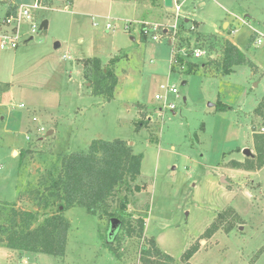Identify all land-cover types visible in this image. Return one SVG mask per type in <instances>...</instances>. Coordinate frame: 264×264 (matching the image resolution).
<instances>
[{
	"label": "rangeland",
	"instance_id": "374dc122",
	"mask_svg": "<svg viewBox=\"0 0 264 264\" xmlns=\"http://www.w3.org/2000/svg\"><path fill=\"white\" fill-rule=\"evenodd\" d=\"M41 2L48 28L17 51L0 53V81L14 75L15 89L32 95L31 101L14 94L11 106L0 101V202L38 211L42 222L62 211L60 203L42 210L25 190L37 185L54 157L86 152L94 140L120 139L144 155L142 175L130 183L132 193L125 184L117 188L110 211L119 210L127 194L120 214L131 227L140 218L146 226L142 237H129L120 223L110 243L115 217L73 208L62 211L71 223L64 257L0 248V264H143L142 247L151 239L174 258L171 264H264V167H234L249 158L245 149L255 158L254 135L264 131L254 113L264 98V0H187L177 22L163 0ZM141 22L168 32L154 42L144 37ZM227 41L255 69L247 63L225 75ZM196 49L205 55L194 58ZM88 58L114 69L113 100L92 94ZM192 65L197 69L188 74ZM219 101L227 111H217ZM213 224L220 229L206 239ZM194 246L198 252L184 261Z\"/></svg>",
	"mask_w": 264,
	"mask_h": 264
},
{
	"label": "trees",
	"instance_id": "16d2710c",
	"mask_svg": "<svg viewBox=\"0 0 264 264\" xmlns=\"http://www.w3.org/2000/svg\"><path fill=\"white\" fill-rule=\"evenodd\" d=\"M152 2L156 4L158 0ZM176 60L182 62L181 57H177ZM223 61L225 75L233 73L235 66L248 63L252 69L256 67L229 41L225 46ZM85 67L87 69L89 67L88 70L86 69V77L91 82L92 94L108 101L113 100L118 84L114 69L103 68L98 58L87 59ZM196 69L197 66L192 65L188 74H192ZM228 108L221 101L217 103L218 112H225ZM254 113L264 120V98ZM254 145L255 158H248L243 163L234 162L235 168L253 171L264 167V131L255 133ZM24 156L26 152L21 153V158ZM143 160L144 155L135 154L132 147L124 140H94L86 152L56 155L54 161L39 178L37 185L27 188L25 194L42 210H49L59 202L63 212L73 208H83L94 216L101 213L108 218L115 217L120 220L122 226L125 225L123 228L129 237L135 234L142 237L145 232V219H138L137 227H131V224L126 223L120 214L124 213L129 204L127 194L121 201L119 210H110L118 187L125 184V191L132 193L130 183L137 181L142 175ZM136 190L141 191V188L136 187ZM62 211L51 214L38 223V211L23 210L17 208L16 204L0 202V246L16 252L64 257L71 223ZM121 224L113 233L109 229L108 242L114 240ZM219 229L217 224L211 225L204 237L206 239L212 237ZM148 243L149 248L142 247L143 264L173 263L174 258L162 252L155 240L151 239ZM108 249L119 259L112 245H109ZM198 250V246L189 249L183 256L184 261L189 262Z\"/></svg>",
	"mask_w": 264,
	"mask_h": 264
},
{
	"label": "built area",
	"instance_id": "2783aa9c",
	"mask_svg": "<svg viewBox=\"0 0 264 264\" xmlns=\"http://www.w3.org/2000/svg\"><path fill=\"white\" fill-rule=\"evenodd\" d=\"M46 5L41 0H34L31 4H21L16 6L15 10L10 14L0 19V46L2 49H17L20 45L33 40L35 35L40 34L42 31V21L40 19L41 11L48 10ZM183 4H179L178 0H173V8L175 10L176 22L182 12ZM143 25L144 37L158 42L168 32L163 25L150 24L148 22H141ZM97 25V24H95ZM111 23L107 24L106 29H112ZM4 31L2 32V30ZM178 26L173 25L172 31L177 32ZM170 31V30H169ZM161 32V34H159ZM258 44L263 43V38L256 41ZM205 55L201 49H196L193 56L196 59L202 58ZM164 88V86H162ZM169 92L178 94L176 88L170 89ZM161 94L156 95V100H162ZM174 109V105H170Z\"/></svg>",
	"mask_w": 264,
	"mask_h": 264
},
{
	"label": "crops",
	"instance_id": "0c3cea01",
	"mask_svg": "<svg viewBox=\"0 0 264 264\" xmlns=\"http://www.w3.org/2000/svg\"><path fill=\"white\" fill-rule=\"evenodd\" d=\"M33 3V2H32ZM187 3V0H184L183 1V4H186ZM21 4H31V3H27V2H25V0H0V19L1 18H4L5 16H7V15H10L14 10H15V8H16V6H18V5H21ZM163 6H164V0H163ZM184 6V5H183ZM165 7V6H164ZM136 8V7H135ZM166 8V7H165ZM137 10V9H136ZM47 11V10H46ZM203 11H205V9L204 10H202V12ZM42 13H40V19H41V21H42V24H43V22H44V18H43V11H41ZM45 12V11H44ZM191 13L195 16V14L196 13H198V9L197 8H195V9H193V10H191ZM108 18V17H107ZM133 19H135V17L133 18ZM129 21H131V20H129ZM132 21H134V20H132ZM136 21V20H135ZM204 21H205V19H204ZM44 29H42V31H43ZM4 31V29L2 30V32ZM237 33V31L236 32H234V34H236ZM230 38H232V36L230 37ZM135 38L134 37H131V40H134ZM31 41V40H30ZM229 42H231V41H229ZM233 42V41H232ZM231 42V43H232ZM28 43H30L29 41L28 42H26V43H24L25 45L26 44H28ZM24 44H22L23 46H24ZM234 46H236V44L233 42L232 43ZM22 45H20L17 49H2L1 48V46H0V53L1 52H4V51H10V52H14V51H17L18 49H20L21 47H22ZM237 47V46H236ZM238 48V47H237ZM239 49V51H241V52H243V54L245 55V53H244V51L241 49V48H238ZM16 54H17V52L16 53H14L13 55H12V59H14L15 58V56H16ZM66 56V55H65ZM66 57H68V59H70L71 57H69V56H66ZM89 59V58H88ZM173 63V62H172ZM234 71V70H233ZM13 78H14V75H13ZM13 78H12V80H13ZM12 80H10V81H0V90L2 91V95H0V101H2V99H4V101H5V103H6V105H10L11 106V99H13L14 98V96L16 95H18V96H20V97H22V96H24V95H26L27 94V96H29V98L31 99V101H32V95H31V93L29 92L28 93V91L27 90H16L15 89V85H14V83H12L11 81ZM186 84V83H185ZM15 94V95H14ZM26 100V99H25ZM31 105H33V104H35L34 102H29ZM21 105H24L23 103H21L20 104V107H21ZM24 107H25V105H24ZM24 107H21V108H24ZM1 249L2 248H5V247H0Z\"/></svg>",
	"mask_w": 264,
	"mask_h": 264
},
{
	"label": "water",
	"instance_id": "95a60500",
	"mask_svg": "<svg viewBox=\"0 0 264 264\" xmlns=\"http://www.w3.org/2000/svg\"><path fill=\"white\" fill-rule=\"evenodd\" d=\"M164 6L167 8V9H172L173 8V0H164ZM48 28V21H44L43 24H42V29H47ZM212 106V105H210ZM244 155L246 157H249V158H253L254 155L252 154V152L250 151V149H245L244 150ZM120 224V220L116 219V218H113L110 220V230H111V233H113L117 228H118V225Z\"/></svg>",
	"mask_w": 264,
	"mask_h": 264
},
{
	"label": "flooded vegetation",
	"instance_id": "af4514ba",
	"mask_svg": "<svg viewBox=\"0 0 264 264\" xmlns=\"http://www.w3.org/2000/svg\"><path fill=\"white\" fill-rule=\"evenodd\" d=\"M109 237H111V236H109Z\"/></svg>",
	"mask_w": 264,
	"mask_h": 264
}]
</instances>
